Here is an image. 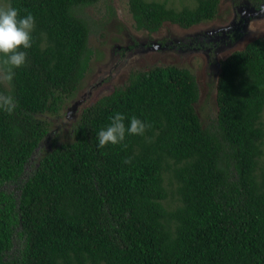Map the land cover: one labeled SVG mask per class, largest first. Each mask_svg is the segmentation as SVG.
<instances>
[{
  "label": "trees",
  "instance_id": "obj_1",
  "mask_svg": "<svg viewBox=\"0 0 264 264\" xmlns=\"http://www.w3.org/2000/svg\"><path fill=\"white\" fill-rule=\"evenodd\" d=\"M97 1L6 0L35 28L25 65L0 85L18 105L0 110V264H264V37L220 60L206 123L189 68L132 70L83 105L70 139L26 172L49 131L41 115L64 107L90 63L89 27L75 7ZM219 1L128 8L134 27L152 32L210 19ZM117 112L126 127L133 116L148 127L99 148L97 133Z\"/></svg>",
  "mask_w": 264,
  "mask_h": 264
},
{
  "label": "rangeland",
  "instance_id": "obj_2",
  "mask_svg": "<svg viewBox=\"0 0 264 264\" xmlns=\"http://www.w3.org/2000/svg\"><path fill=\"white\" fill-rule=\"evenodd\" d=\"M166 2L180 8L192 5L194 0ZM5 5L6 0H0V6ZM75 12L89 27L90 63L64 107L41 115L49 121V131L26 164V172L44 150L70 139L71 121L83 105L124 84L132 70L155 64L189 68L199 91L195 109L206 123L217 109L215 93L220 60L233 50L243 48L249 40L264 37V0H220L210 19L188 27L165 21L152 32L134 27L128 0H98L75 7ZM76 100L80 102L69 109ZM16 184L9 182L5 186L16 190ZM166 185L169 186L168 182Z\"/></svg>",
  "mask_w": 264,
  "mask_h": 264
},
{
  "label": "clouds",
  "instance_id": "obj_3",
  "mask_svg": "<svg viewBox=\"0 0 264 264\" xmlns=\"http://www.w3.org/2000/svg\"><path fill=\"white\" fill-rule=\"evenodd\" d=\"M34 28L35 18L31 13L21 17L18 9L11 5L0 6V85L11 84L15 69L25 65L27 53L24 50L32 47ZM17 106L15 98L10 93L0 92V110L11 115ZM125 119L126 117L119 112L111 117L110 124L97 133L99 148H104L108 144H123L126 135H144L148 126L143 121L133 116L126 127ZM123 162L131 163V157L125 158Z\"/></svg>",
  "mask_w": 264,
  "mask_h": 264
},
{
  "label": "water",
  "instance_id": "obj_4",
  "mask_svg": "<svg viewBox=\"0 0 264 264\" xmlns=\"http://www.w3.org/2000/svg\"><path fill=\"white\" fill-rule=\"evenodd\" d=\"M79 100L74 101L73 105L69 109L75 108V106L79 103Z\"/></svg>",
  "mask_w": 264,
  "mask_h": 264
}]
</instances>
